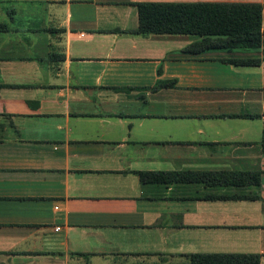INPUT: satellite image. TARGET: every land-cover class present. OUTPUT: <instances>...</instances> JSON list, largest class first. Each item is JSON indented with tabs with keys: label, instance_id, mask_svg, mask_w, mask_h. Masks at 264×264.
Instances as JSON below:
<instances>
[{
	"label": "crops",
	"instance_id": "0c3cea01",
	"mask_svg": "<svg viewBox=\"0 0 264 264\" xmlns=\"http://www.w3.org/2000/svg\"><path fill=\"white\" fill-rule=\"evenodd\" d=\"M137 3L259 4L260 46L140 34ZM0 25V264H264V0H0Z\"/></svg>",
	"mask_w": 264,
	"mask_h": 264
},
{
	"label": "trees",
	"instance_id": "16d2710c",
	"mask_svg": "<svg viewBox=\"0 0 264 264\" xmlns=\"http://www.w3.org/2000/svg\"><path fill=\"white\" fill-rule=\"evenodd\" d=\"M140 34H199L222 36L226 48L256 49L260 46L259 4L251 3H137ZM4 29L0 25V30ZM264 142V131L262 133ZM141 182L228 178L229 175L186 172H137ZM254 182H258L254 174Z\"/></svg>",
	"mask_w": 264,
	"mask_h": 264
},
{
	"label": "built area",
	"instance_id": "2783aa9c",
	"mask_svg": "<svg viewBox=\"0 0 264 264\" xmlns=\"http://www.w3.org/2000/svg\"><path fill=\"white\" fill-rule=\"evenodd\" d=\"M55 229H57V227Z\"/></svg>",
	"mask_w": 264,
	"mask_h": 264
}]
</instances>
